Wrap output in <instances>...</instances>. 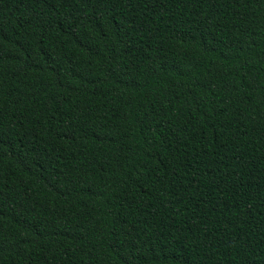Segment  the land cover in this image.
I'll use <instances>...</instances> for the list:
<instances>
[{"label":"trees","instance_id":"16d2710c","mask_svg":"<svg viewBox=\"0 0 264 264\" xmlns=\"http://www.w3.org/2000/svg\"><path fill=\"white\" fill-rule=\"evenodd\" d=\"M0 264H264V0H0Z\"/></svg>","mask_w":264,"mask_h":264}]
</instances>
